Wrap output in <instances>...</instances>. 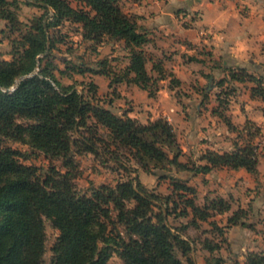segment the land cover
Listing matches in <instances>:
<instances>
[{
	"label": "trees",
	"instance_id": "16d2710c",
	"mask_svg": "<svg viewBox=\"0 0 264 264\" xmlns=\"http://www.w3.org/2000/svg\"><path fill=\"white\" fill-rule=\"evenodd\" d=\"M71 1L32 0L43 13L25 24L22 37L14 46L13 60L0 62V135L18 142L29 133L35 146L48 157L61 160L64 168L52 165L46 173H40L37 167L23 163L20 150H0V264H44L45 219H51L60 231L53 247L54 264H109L113 248L120 251L125 264H184L176 249L195 264L190 257L194 244L170 224V217L192 214L191 223L198 227L214 213L230 211L228 200L218 196L202 207L195 201L198 190L177 178H172L173 192L185 203L179 212L171 195L150 190L139 178L116 185L103 184L90 195L81 194L74 182L79 175L75 154L111 153L112 159L120 162L117 151L126 148L146 172L151 170L149 162H154L156 167L171 166L180 171L209 173L215 168L231 167L245 168L257 175L260 153L252 140L260 134V128L248 121V143L236 144L232 152L208 150L202 156L205 164L191 168L180 161L182 148L168 120L160 118L143 124L128 115L119 116L90 101L75 85L61 83L48 58L54 47L51 29H58L65 21L80 24L85 40L102 43L109 37L124 41L130 63L123 74H115L112 82L135 83L155 97L159 81L168 76L163 60H154L145 49L151 39L139 24L140 17L126 13L122 0H80L79 7ZM17 5L18 0H0V18L13 29L20 21L10 7ZM149 61L158 76L149 73ZM90 71L96 73L94 69ZM169 75L172 84L180 83L173 74ZM24 76L28 77L9 90ZM226 81L254 82L252 97L264 100L263 76L246 68H230L229 78L220 84ZM235 90L229 87L222 92L220 106H228V97ZM96 94L97 91L93 98ZM20 119L30 123L23 125L18 122ZM228 125L233 127L230 121ZM102 129L109 132L111 140L102 135ZM170 203L174 204L172 208ZM246 216L243 209L235 211L226 227L249 225L244 222ZM211 224L214 232L223 237L224 228ZM203 245L210 251L220 248L210 239ZM208 263L223 264V259L212 257ZM246 264H264V252H249Z\"/></svg>",
	"mask_w": 264,
	"mask_h": 264
},
{
	"label": "crops",
	"instance_id": "0c3cea01",
	"mask_svg": "<svg viewBox=\"0 0 264 264\" xmlns=\"http://www.w3.org/2000/svg\"><path fill=\"white\" fill-rule=\"evenodd\" d=\"M122 8L140 17L139 24L151 39L145 49L153 52L148 54L154 60H163L168 76L159 81L155 97L135 83L114 82L111 91L116 97L106 108L143 124L168 120L182 148L180 161L188 150L193 159L201 153L196 166L205 164L202 156L208 150L232 152L236 144L248 143V121L260 128V134L252 140L260 153L257 175L245 168L220 167L209 173L188 170L192 176L187 182L198 191L202 188L196 181L203 176L204 183L210 180L209 189L216 190V197L235 198L230 201L229 216L238 209L247 212L244 222L249 225L226 227L219 223L228 245L236 248L234 254L230 256L222 242L217 241L220 248L215 251L202 245L204 264H209L212 257L222 258L223 264H246L249 252H264V100L252 97L254 82L226 81L221 85L220 81L229 78L230 68H246L264 77V0H122ZM147 68L151 75L158 76L152 61ZM169 74L180 83L172 84ZM214 80L217 84L212 87ZM229 87L236 90L224 108L220 98ZM241 138H246L245 144L239 142ZM257 186L260 193L254 191ZM212 233L217 234L213 229Z\"/></svg>",
	"mask_w": 264,
	"mask_h": 264
},
{
	"label": "rangeland",
	"instance_id": "374dc122",
	"mask_svg": "<svg viewBox=\"0 0 264 264\" xmlns=\"http://www.w3.org/2000/svg\"><path fill=\"white\" fill-rule=\"evenodd\" d=\"M31 1L32 0H18L17 7H10L15 10L20 21V23L15 26V29L9 25L7 20L0 18V62L4 60H13L14 46H16L17 41L21 39L22 29L25 30V24H30L34 17L40 16L43 13V10L34 6ZM71 3L76 7L81 5L80 0H72ZM124 6H126V3H124ZM82 31L80 24L70 21H65L58 29H51L54 47L51 50L48 60L51 62V68L56 69V75L61 83L64 85H75L77 89L85 93L90 101L95 104L106 106L110 100L116 97V94L111 91L114 85L112 80L115 74H123L124 69L128 66L130 53L123 42L105 37L102 43H96L94 41L85 40L82 36ZM148 52L150 55L153 54V52ZM90 69H94L96 73H92ZM100 71L109 72L111 74H100L98 73ZM21 78L22 77L16 81L14 86H17ZM206 84H208V81ZM216 84L217 82L214 80L211 86L215 87ZM14 86L9 90L13 89ZM96 91L97 97L93 98ZM121 108L124 107L122 106ZM18 122L23 125H28L30 123L27 119H20ZM101 132L106 139L111 140L109 132L106 129H102ZM239 142L245 144L246 138H241ZM8 147L23 152L24 155L21 158L23 163L37 167L40 173H46L52 165L64 170L62 161L48 157L42 150L36 147L29 133L25 134L24 140L18 142L0 135V150ZM102 148H104V146ZM112 148L115 149L114 146H112ZM103 150L104 149H102V151ZM117 153L120 155V162H117L116 159H112L113 155L111 153H103L100 156H95L87 152L75 154L79 167V175L74 182L81 194L90 195L94 188L103 184L116 185L120 182L139 178L150 190H155L162 195H171L177 204L178 212L185 208L184 198L178 197L177 192H173V186L171 185L172 178L188 181L192 176V172L188 170L180 171L171 166L165 168L156 167L154 162H149L151 170L146 172L138 161L130 155L128 149L122 148L118 150ZM200 157L201 153H198L197 158L193 159V156L190 155L188 150L182 156V160L183 162H187L191 168H195V163H198ZM209 181L210 180H206V183H204L203 176H199L196 181V184L199 188H202V190L198 191L195 201L202 207H204L208 200L210 201L212 198H216V190L209 189ZM228 188L229 187H225L224 189L228 190ZM254 191L260 193L258 186ZM187 196L190 198L193 197L191 194ZM232 199L235 201V198H230L228 199L229 202ZM169 206L172 208L174 204L170 203ZM237 206L238 204L235 205V208H237ZM228 213L230 212L223 214L214 213V216H212L208 222L201 221L198 227L191 223L193 218L192 214L184 217H170V224L179 230L184 238L190 240V242L194 244V248L197 249V251H193L190 254L195 264H198V262L202 264L205 263L204 259L206 255L200 248L205 240L208 239L212 240V242L218 241L223 244L225 243V245H227L226 250L228 254H230V256L234 254L236 248L228 245L224 235V240H222L218 234L214 235L212 233L213 225L211 222H215L218 226H220L219 223L226 224L225 226H227L230 217ZM45 222L47 239L44 264H54L53 247L60 236V231L53 226L51 219H45ZM120 229L125 230L124 227L121 226ZM101 246L105 247L106 244L101 243ZM111 251L109 264H125L118 249L113 248ZM176 254L182 258L184 264H191L186 257L182 256L178 249H176ZM234 261L235 259H233V262Z\"/></svg>",
	"mask_w": 264,
	"mask_h": 264
},
{
	"label": "water",
	"instance_id": "95a60500",
	"mask_svg": "<svg viewBox=\"0 0 264 264\" xmlns=\"http://www.w3.org/2000/svg\"><path fill=\"white\" fill-rule=\"evenodd\" d=\"M33 75H34V74H33ZM25 78H26V77L24 76V77L21 78V80H23V79H25ZM21 80H20V81H21ZM15 88H16V86L13 87V89H15Z\"/></svg>",
	"mask_w": 264,
	"mask_h": 264
}]
</instances>
